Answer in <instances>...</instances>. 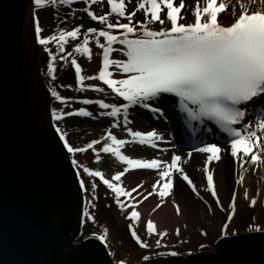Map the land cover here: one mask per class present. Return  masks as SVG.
<instances>
[{
	"label": "snow or ice",
	"instance_id": "snow-or-ice-1",
	"mask_svg": "<svg viewBox=\"0 0 264 264\" xmlns=\"http://www.w3.org/2000/svg\"><path fill=\"white\" fill-rule=\"evenodd\" d=\"M75 0H31L34 10L48 9L59 5H71ZM256 0H250L248 4L238 0L237 6H231L225 0H195L194 7L186 0H135V6L129 8L133 0H83L86 5L82 9L92 21H96L101 28L84 27L80 24L71 30L60 29L47 37L42 35L43 29L36 11L33 12L36 42L43 46L49 54L47 71L44 73L52 81L57 79L54 66L57 55L67 60L74 54L86 57L89 62L93 58V50L90 47L94 37L96 48L102 50V67L98 74L83 75L81 64L75 58L71 59V66L75 69L79 91L100 93L102 96H111L114 102H105V99H83L79 103L83 105H96L102 111L99 116L111 118L123 117L124 131L131 140L119 139L111 129L119 127V122L113 123L106 135L101 139H93L83 147L74 146L67 138V133L60 127V121L66 116L93 118L94 113L81 107L78 110L64 112L52 108L50 110V126L58 137L59 143L71 157V167L75 169V180L78 182L79 191L91 193L92 199L85 200V204L95 207L92 203L97 199V178L114 194V199L121 210L130 209L127 218L132 222L129 231L132 239L141 249L149 248L133 226L140 221V213L136 205L147 201L153 195L159 197L153 212L160 209L165 203V198L172 194L174 187L173 177L179 174L192 192L198 197L200 190L193 180L180 166L182 156L173 153L170 161L157 158L142 159L131 158L122 153L121 149L131 143L148 145L157 148L158 141H165L163 134L153 128L149 131L133 130L128 127L132 123L128 118L129 110L141 107L149 110L158 117L167 119L162 103L163 97H174L180 113L184 114V123L194 135L201 132L204 135H215V129L209 126L215 125L221 133L226 134L224 144L218 142L201 141L199 146L193 145L187 153L191 158L193 152L205 154L208 167L204 168L207 174V187L204 189L211 193L215 204L220 211L226 209L219 198L214 173L210 166L213 162L219 163L221 153L230 154L240 169L245 165H264V0H258L262 5L258 10L254 8ZM92 5H106L108 11L97 14L91 10ZM231 17L225 22L223 15L229 12ZM138 12L143 13V20H135ZM191 13V17H189ZM126 21V22H124ZM119 33V34H116ZM82 37V40H81ZM70 41H78L72 52H66V45ZM55 43L57 54H53L48 45ZM116 45H120L117 48ZM114 52H119L126 59L112 58ZM63 54V55H61ZM85 80L98 81L106 86L110 93H106L105 87L93 86L85 88ZM51 97L67 106L68 100L60 95L53 87L49 86ZM122 103V106H118ZM249 106H259L260 112L255 123L246 122L249 115ZM98 118V117H97ZM199 126V127H197ZM169 137L172 133H168ZM97 145H101L99 149ZM92 150L96 153V162L100 161V153L111 154L116 161L125 167L123 171H117L111 179L99 170L85 166L75 158L78 153H87ZM130 169L157 170L158 180L152 184L151 191L146 194L138 193L142 184H137L131 190L121 186V177ZM85 177L89 178L87 181ZM236 185L244 184V176L241 174L236 180ZM136 193L141 198L136 200L132 194ZM259 195V194H257ZM121 197L131 198L133 203L126 205ZM244 198L249 199L247 191ZM201 199H203L201 197ZM207 204V201H204ZM177 216L182 214L179 204L172 201ZM257 199L250 200L249 206L255 208ZM209 211L212 206L208 205ZM230 213L227 215V223L221 229V239L226 242L231 237H238L239 233L230 229V224L237 214V195L231 196ZM83 216L86 220H95L94 216L85 208ZM146 232L148 236H156L155 247L168 248L164 243L170 236L168 231L159 230L151 220L147 221ZM249 234H260L261 243L264 244V225H250L247 228ZM207 235V233H202ZM108 230L102 234H93L106 248ZM175 236L181 237V229L175 230ZM181 244L186 243L180 240ZM173 248L176 245H172ZM207 245H201L203 251ZM109 255H112L109 252ZM158 257H176L177 251L158 252ZM192 255V253H188ZM145 264H151L152 258L145 255ZM120 264H124L123 261Z\"/></svg>",
	"mask_w": 264,
	"mask_h": 264
},
{
	"label": "water",
	"instance_id": "water-1",
	"mask_svg": "<svg viewBox=\"0 0 264 264\" xmlns=\"http://www.w3.org/2000/svg\"><path fill=\"white\" fill-rule=\"evenodd\" d=\"M81 203L50 126L28 0H0V264H114L95 240L73 245ZM212 247L214 252L151 264H264L258 233Z\"/></svg>",
	"mask_w": 264,
	"mask_h": 264
},
{
	"label": "bare ground",
	"instance_id": "bare-ground-1",
	"mask_svg": "<svg viewBox=\"0 0 264 264\" xmlns=\"http://www.w3.org/2000/svg\"><path fill=\"white\" fill-rule=\"evenodd\" d=\"M186 2L194 7L195 0H186ZM225 2L229 3L231 6H237L238 4V0H225ZM249 2L250 0H243V3L245 4H248ZM28 3L31 8L32 15L34 11H36L38 15L41 27L43 29L42 35L45 37L54 33L58 34L60 29L71 30L73 27H76L80 24L84 25V27L81 29L82 32L86 31L88 27H97L98 29L104 27L99 25L96 21H92L89 17H87V14L82 11V9L86 7V5L83 3V0H80L79 3L74 2L71 5L57 4L54 7L40 10H34L31 4V0H28ZM134 6L135 0H133V3L129 5V8L131 9ZM254 6L260 8L262 7V5L259 4L258 0H256V2L254 3ZM91 10H93L99 15L107 12L108 7L101 8L100 5H92ZM45 14H48L47 18H44ZM188 15L189 17H191V13H189ZM143 18V13L138 12L136 14L135 20H143ZM223 18L226 22L224 15ZM89 38L92 41V43L90 44V47L93 50L92 61L89 62L86 57L79 56L76 54H74L73 57H69L67 60H63L60 58V55H57V60L54 65L57 68V72L55 73L57 79L55 81H52L49 77L44 74L47 71V63L50 59L48 52L44 51L43 46H36L39 73L41 76L42 83L46 87V90L49 95L50 110L52 108H57V110H63L64 112L78 110L80 107H85L83 104L79 103V101L83 99L103 98L105 99V102H114L111 96L104 97L100 93H93L90 91L81 92L78 90L80 85L77 83L76 80L75 69L73 66H71L72 58H75L77 62L81 64V67L83 69V75L85 76L98 74L99 69L102 67V50L96 48L94 43V37L90 36ZM77 43L78 41H70L69 44L66 45V52H72L73 48L76 46ZM48 47L53 54H57V46L55 43L49 44ZM116 47L120 48L121 46L116 45ZM112 58L126 59L122 57L119 52H114L112 54ZM49 86L53 87L56 91L60 93L62 97L68 100L67 106L64 104H59V102L55 101L51 97L48 91ZM93 86L105 87L106 93H110V90H108L106 86L101 85L100 82L85 80V88H90ZM122 103L123 102H120L118 106H122ZM135 108L136 107L129 110L128 118L132 121V123L129 124L128 127H131L133 130L140 131H149L155 128L158 132L164 135L165 141H158L157 148H151L148 145H139L138 143L127 144L121 149L122 153L130 156L131 158H157L164 161H170L173 153L181 155L182 161L186 159L188 160V162H181L180 166L183 167L185 172L189 175V177L193 180L194 184L197 186L198 190H200V196L198 197L195 193L192 192L191 188L187 185V183L180 179L179 174H176L173 177L174 187L172 190V194L165 198V203L161 206L160 209H157L155 212H153L155 205L159 202V197L155 195L149 197L147 201L136 205V210L140 213V221L137 224L133 225L136 231H138L140 228H143V230L146 231L147 221L151 220L158 226L159 230L168 231L170 233V236L166 237L164 240V243L168 245V248L172 247V245H176L175 249H180L187 246L188 237L192 235L195 230L199 231L200 227H202L204 224L208 229V236L213 238L211 243V245L213 246L222 240L220 238L221 229L223 224L228 222L226 220V217L231 211L230 204L231 196L233 193L237 195V214L235 215L236 217L244 210L245 206H249L250 200L253 198L257 199L258 201L257 206L254 208L255 212L257 214L264 213V165H245V169H240L239 166L236 164L235 160L230 156V154L223 152L221 153L222 159L220 160V162H213V164L210 166L211 170L214 173V180L216 183L219 198L222 201V205L226 209L224 212H221L220 207L215 204V199L211 196V193L204 190L207 187V174L204 172V168L208 167L206 163V155L193 152L191 158H188L187 153L190 150H178L179 148L173 142L172 136L169 137L168 133H170V130L169 126H167V119H165L164 117H159V121H163V124H160L161 122L155 123L150 120L148 121L144 118V116H139L140 114L137 110H135ZM165 114L167 115L166 111ZM155 115L158 118V114ZM248 116H251V114ZM75 117L77 116H66L64 120L58 122L60 127L67 133V138L69 137V134L70 136L72 135L71 132L68 133V131L71 130L66 127V124L64 122L66 120L72 121L73 119H75ZM117 122H119V127L111 129V125ZM152 124L154 125L152 126ZM108 129H111L113 134L116 135L119 139L131 140V137H129L127 132L124 131V121L122 116L115 119L106 116V118L102 122H95V124L91 128H86L84 130L77 129L76 131L74 130V132H77L79 134V141L85 140L84 142H86L87 144L93 139H101V137L106 135ZM207 138L209 139L212 137L209 135L206 136L204 134H201V137H199V139L204 140H206ZM223 140L224 139H222L221 142H217L221 146H225ZM69 141L77 147H83L86 145L78 144L77 141L72 139H69ZM100 147L101 145L96 146L97 149H99ZM80 154L81 158H76L79 163L88 166L93 170L101 171L108 179H111V177L117 171H123V168L125 167L120 162L116 161L115 158L111 156V154H105L101 152L99 162H96V153L92 150H89L87 153H78L76 155L79 156ZM262 156H264V154H262ZM241 174H243L244 176V184L241 186H237L235 182ZM85 179L87 181L89 178L85 177ZM158 179L159 177L157 175V170H150L146 173L132 172L129 170V172L125 173V175L122 177L121 186L124 187L126 190L130 191L131 188L136 187L137 184H142V187L138 189L137 192L146 194L148 191H151L152 184H154ZM106 189L108 188L103 183H101L97 187V192ZM245 191H247L249 196V199L247 200L244 198ZM132 195L136 197V200H140L141 198L136 193H133ZM187 196L191 198V200L193 201L192 203L188 202ZM91 197L92 196L90 192L83 194L82 212H84L86 207H88L89 210L90 206L85 204V200H91ZM201 197L203 199H201ZM121 200L124 201L126 205L133 203L131 198L128 197H121ZM173 200H175V202L181 207L182 214L179 216H177L175 213V209L172 203ZM204 201H207V204H205ZM92 203L95 205L97 211L98 204H95V201H92ZM209 204L212 206L211 211H209L208 209ZM115 211L116 220L115 224L113 226H110V234L113 233L112 231H114V228L120 227L121 221H125L128 219L127 215L130 209L126 208L122 211L118 204L115 202ZM235 216L233 218L232 223L230 224L231 230L234 219L236 218ZM177 228L181 229V237L175 236V230ZM247 228H245V230L239 229L235 232H238L239 236H241L243 234L248 233ZM214 235L216 236L214 237ZM151 237L156 236H148V234H146L143 240L149 241ZM181 239L185 240L186 243L181 244ZM110 248L116 250L118 247L113 246V242L110 240ZM161 250H165V248L157 249L155 246H152L151 248L144 249L143 251L155 252ZM196 251H198L196 252L197 254L199 252L205 253L206 251L214 252V249L213 247H206L203 251H201L200 248L196 249ZM193 254L195 253H192V255ZM192 255L187 254L185 256ZM112 262L114 261L112 260Z\"/></svg>",
	"mask_w": 264,
	"mask_h": 264
},
{
	"label": "rangeland",
	"instance_id": "rangeland-1",
	"mask_svg": "<svg viewBox=\"0 0 264 264\" xmlns=\"http://www.w3.org/2000/svg\"><path fill=\"white\" fill-rule=\"evenodd\" d=\"M80 1V0H78ZM77 1V2H78ZM79 3V2H78ZM101 8H107L106 5H100ZM255 9H259L258 7H255ZM48 15V14H47ZM47 15L45 14L44 18H47ZM227 21H229L231 17V8H229V12L227 14H224ZM85 110L92 111L94 113L93 118H87V117H75L72 121H65L66 127L70 129L71 131H68V133L71 132V135L69 134V139L77 141L78 144H86L84 142L85 140L79 141V134L76 131L77 129H89L91 128L95 122H102L106 116H99L100 110L95 105H84ZM81 108V107H80ZM98 117V118H97ZM255 118L253 117L251 120L246 121L250 123H255ZM99 126V125H97ZM77 159L81 158V154L78 156L76 155ZM97 185L100 183L96 179L95 181ZM97 199L93 200L95 201V204H98V209L96 211V208L89 207L90 213L94 216L95 220L89 221L84 218V225L81 230V235L79 237V241L94 238L93 234H102L104 229L108 230V236H107V252L112 253V255H109L110 258L114 261V263H120L121 261L124 262V264H138L141 261H143V257L145 255L150 256L152 259L158 257V252H166V251H177V256H185L188 253H196V249L200 248L201 245H207L208 248H211L212 240L210 236H208V229L203 224L202 227H200L199 231H194L192 235L188 237V243L187 246L175 249L173 247H170L165 250L161 251H155V252H146L143 251L144 249H141L134 241L131 239L130 231L128 228V225L131 223L129 219L125 221H121L120 227L114 228L113 233L110 234V226H113L115 224L116 220V211H115V199L113 197V193L110 192L109 189L102 190L96 192ZM188 197V196H187ZM92 199V197H91ZM188 202L192 203L190 197H188ZM94 210V211H93ZM236 217V216H235ZM250 225L260 226L264 225V213L263 214H257L255 212V209L250 206H245L244 210L234 219L232 230H245V228L249 227ZM202 233H207V235H202ZM137 234L143 239L146 236L145 230L143 228H140L137 231ZM216 235H214L215 237ZM157 237H151L149 241H146L149 244V248L152 246H155V241ZM110 240L113 242V246H117L118 248L114 250L113 248H110ZM205 252V251H204ZM211 252V251H206Z\"/></svg>",
	"mask_w": 264,
	"mask_h": 264
}]
</instances>
